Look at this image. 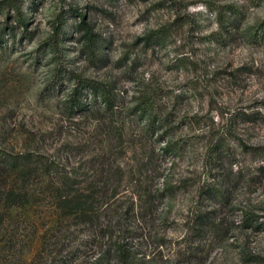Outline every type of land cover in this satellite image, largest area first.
Wrapping results in <instances>:
<instances>
[{"label":"rangeland","instance_id":"obj_1","mask_svg":"<svg viewBox=\"0 0 264 264\" xmlns=\"http://www.w3.org/2000/svg\"><path fill=\"white\" fill-rule=\"evenodd\" d=\"M0 149V264H264V0H0Z\"/></svg>","mask_w":264,"mask_h":264},{"label":"trees","instance_id":"obj_2","mask_svg":"<svg viewBox=\"0 0 264 264\" xmlns=\"http://www.w3.org/2000/svg\"><path fill=\"white\" fill-rule=\"evenodd\" d=\"M22 21V20H21ZM20 21V22H21ZM22 24L23 21L21 22ZM81 30L86 31L84 34L85 45L88 48L89 52L95 53L99 48V42L94 39V34L88 29V27H84L81 25ZM55 41V40H54ZM87 88L90 93L93 95V100H100L104 102L108 108L113 107L114 98L111 96V93L104 86H101L98 83L86 82V80L79 79L77 85L75 87V95L72 103L70 105L71 111L74 113L78 110L82 111L88 109V104L83 103L80 99L83 92L82 89ZM145 106L142 108L143 112L148 114V117L154 121V111L146 101L143 102ZM29 155L27 153H12L6 150L0 149V211L10 210L13 207L22 206L29 202L31 197L30 191V178L35 172L31 170L29 160ZM208 192V191H207ZM62 204L60 207H71L67 206L65 198L61 196ZM86 202H81L78 200L75 205L77 209L75 212H79L82 216V222L90 221L86 217L87 208L85 206ZM75 212H68V214H74ZM77 215V214H76ZM120 253L125 257V259H129V253L127 250L120 246Z\"/></svg>","mask_w":264,"mask_h":264}]
</instances>
